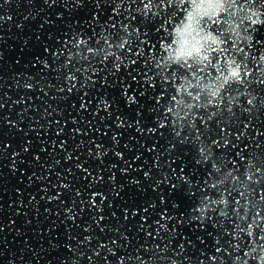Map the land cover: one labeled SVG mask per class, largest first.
<instances>
[{"label":"water","instance_id":"obj_1","mask_svg":"<svg viewBox=\"0 0 264 264\" xmlns=\"http://www.w3.org/2000/svg\"><path fill=\"white\" fill-rule=\"evenodd\" d=\"M118 2L0 0V264H234L250 247L240 229L264 208V68L233 50L251 65L243 84L169 114L178 77L199 74L161 63L179 0L151 14L146 0L115 14ZM252 31L259 55L264 26Z\"/></svg>","mask_w":264,"mask_h":264},{"label":"clouds","instance_id":"obj_2","mask_svg":"<svg viewBox=\"0 0 264 264\" xmlns=\"http://www.w3.org/2000/svg\"><path fill=\"white\" fill-rule=\"evenodd\" d=\"M179 3L184 15L171 21L172 27L168 29L170 35L161 41V63L184 64L189 68L195 67L199 73L178 77L180 82L175 85L177 93L167 113L171 114L175 109L177 115H182L178 111L181 106L195 107V103L184 99L185 96H191L201 103L207 96L209 105L217 106L228 84H243L244 79L250 76L246 69L251 65L246 64L245 59L233 50L244 53L249 60H256L257 67L253 70L264 68V51H260L259 55H254L252 51L256 39L252 29L264 26V0H179ZM185 4L187 8H184ZM123 6L124 0H120L113 12L118 13ZM142 10L148 14L155 11L154 0H146ZM213 24L223 25L219 33L212 29ZM206 69L210 70L208 74H205ZM209 76L212 78L209 79ZM250 178L251 173L246 172L245 180L250 181ZM234 180H239V177H234ZM213 203L223 206L229 201L226 196H221ZM244 204L246 210L241 214V219L248 220V213L252 211L250 199L246 198ZM209 210L210 205L197 204L191 211L196 213L194 220H201L206 218ZM261 211L264 208L258 206L249 226L240 229L248 237L250 247L243 249V255L234 257V264H248L250 260L264 264V233H257L259 225L264 223V217L259 215Z\"/></svg>","mask_w":264,"mask_h":264},{"label":"snow or ice","instance_id":"obj_3","mask_svg":"<svg viewBox=\"0 0 264 264\" xmlns=\"http://www.w3.org/2000/svg\"><path fill=\"white\" fill-rule=\"evenodd\" d=\"M130 99H134V97H130Z\"/></svg>","mask_w":264,"mask_h":264}]
</instances>
